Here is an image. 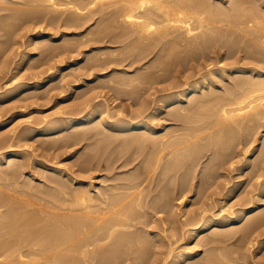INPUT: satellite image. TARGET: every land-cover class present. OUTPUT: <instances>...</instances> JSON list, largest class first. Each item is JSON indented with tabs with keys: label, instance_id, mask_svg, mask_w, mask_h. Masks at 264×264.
<instances>
[{
	"label": "bare ground",
	"instance_id": "obj_1",
	"mask_svg": "<svg viewBox=\"0 0 264 264\" xmlns=\"http://www.w3.org/2000/svg\"><path fill=\"white\" fill-rule=\"evenodd\" d=\"M14 3L16 5L19 4L20 7H22L21 4L26 6H23L25 9H21L18 6L21 9L18 8L21 13L28 11L22 14L19 11H13V13H15L12 14V10H14L12 7V10H10L11 16L8 10L7 12L9 13L6 12L9 15L8 21L5 20L7 16H3L5 17L3 22L1 21L2 16L0 15V24L1 22L11 23L10 25L8 23L1 24L2 27H0V30L3 32L6 31V36L8 35L6 40L4 39L6 36L0 31V36L3 35L2 37H4L3 39L5 40L3 41V45H7V42H9L8 44H10V41L12 42L10 36L14 32V29H20L18 30L20 33H13V35L17 33L13 37L15 39L13 42H18L19 37H21L17 36L19 34H22L23 36L21 38H24L27 32L34 28L30 27L29 31L28 28H26L30 25L33 26L32 24H28L31 23L28 21L30 19L32 20L29 16L31 15L32 17L34 15L33 17H37L36 15H38L37 23L39 22L38 24H40L41 22L39 28H41L42 31L40 30V32H38V30L36 32L35 30L36 33H33V31V34L29 36V43L32 45L33 51L40 49L39 51L44 53L45 56L40 55L45 58H42L41 61L39 59V61L36 62L38 56H40L38 54L37 59L33 61L34 63L36 62L34 66L33 63H30V65L27 62L29 66H31L32 71L33 69L36 70L32 72L29 70V66L27 68L25 67V70L29 71L30 74L31 72L34 74H31L33 78L35 77V79L32 78V81L29 79L23 83L19 82L20 84H15L14 82L12 83L13 86L6 88V90L4 88L8 86V83H5L6 85L1 83L0 98L15 93V91L21 87H24L23 89L37 88L47 79H52L58 71L67 74L68 71H65V68L70 69L68 72L70 74L69 77L72 75L74 78L78 77L80 82L81 79L85 81L89 80L96 69H98L97 71L102 70L101 72L104 73L96 76V82L106 78V81H101V86L107 83L108 80L113 88L110 89L114 91V87H117L114 91L117 92V95L120 90L122 91V86L119 85L121 87L119 88L113 84L123 83L122 85H124V83H127V85L129 84L130 86L132 81H138L140 82L139 85H141V83H143L142 80L145 84L143 89L137 93L136 97H134L136 94L134 92L135 89L134 91L131 90L135 93L134 96L130 93L131 91H128L130 95L127 92V95L131 96L130 98L134 100V103L133 101L132 103H128V105L130 104L129 107H133L134 104H137V108L128 109L129 111L131 110L130 112L127 110L129 112L128 114H124L127 111L119 102L113 107L109 105L108 109L106 107L105 109H101L98 103L94 104V99L92 97L94 95L98 97V94L95 93L99 92L97 88L100 86V83L94 82L96 85L98 84L95 88L96 90L93 89L95 87L94 84H91L94 87H89V84L87 86L89 88L92 87L93 90L89 89V92L93 93L94 91V94L89 93L91 95L87 97L88 91L86 89L88 88H86V86L84 87L86 88L84 91H87V93L85 94L83 91L84 94H79L82 96L84 95L83 97L86 98L84 99V101H86L83 107L88 109V111L84 114L82 113L85 109L82 108V111V109L79 108L83 105L82 104L78 106L80 111H76L77 113L74 112L76 115L72 113L74 116H71L72 114L69 115L68 113L69 116L67 115L68 117L64 118L62 121H59L60 119L55 121L57 120L56 118L55 120L35 119L31 121L27 119L28 121L26 120V124L28 125H24L25 129L24 127L21 128L23 130L13 135V137H7L6 134V137H4L3 134H0L3 136L0 137V150H6L0 153V162L4 158L8 160V164L6 166L3 165V167H5H2L3 169L0 170V264H114L120 260L121 264H235L236 262V264H238L240 258L236 257L239 256L233 255L235 254L234 250L233 254L229 253L227 250L228 243L226 241V239L230 240L228 238L230 236H232L231 239H234L233 234L238 231L235 232L237 229L235 225L233 228L236 227V229L233 230L232 228L230 231L229 228L231 225L237 222L239 223L240 219L246 218L242 221L244 223L247 220V223L243 226L240 225L241 223L239 225L237 224L241 227L237 229L240 231V235L245 236L248 234V231L250 232L252 229H255V231L257 230L256 228L258 226L255 228L254 225H258L260 220L262 221V215L264 216L263 209H259L261 212L259 211V214L257 213L256 216H254V214L250 215L252 218L248 216L249 220L246 216L261 206V201H264V187H261V191H253L254 193L248 192L249 189H247L249 198L244 200L240 197L243 199V202L242 205L240 204L241 207H239V212L236 210L238 212L236 216L234 212L231 213L230 211L222 215L223 210H225L222 208L220 209L222 212L219 211L222 216L219 215L218 217V212L217 215H214L213 212L212 214H208L210 209L205 210L207 209L205 208L201 210V213L198 212L195 216L193 215L194 217L189 219L185 218L183 222H181L182 220L179 221L177 216L173 213L170 205V196L172 193L174 195L176 192V190L173 192L175 188L171 189L173 184H175V186H177L176 184H183L184 187V184L190 181L186 174L190 173L192 169L186 170L189 169L186 167L187 156H192V153L193 155L197 154L193 149L190 154L191 148L195 147L192 145L198 143L200 140H208V142L204 140L203 142L201 141L202 143L197 144L200 149L201 145L205 144L204 146H206L207 142L208 146L209 141H216V139L221 138L222 135L224 137L234 133H241L242 136V132L244 133L243 135L247 134L245 135V139H240L241 142H239L241 144L238 143L242 147L238 146L233 152L228 148L231 153L227 151V149L226 151L228 153L225 154L223 146L221 150V143L217 140L219 146L217 143L216 147H219L221 152H223L218 155L220 152L218 148H213L214 151L218 150L219 152H213L211 149L214 154L212 155L211 153L210 156L215 160H221L219 163L221 167L218 168L220 170L224 169L222 165L226 162L227 165L230 163L231 167L237 163L238 165L236 167L234 166L237 172L238 169L240 172L242 169L243 172H246V169H249L250 172L251 170L254 171L252 174L248 173L249 170L247 173H244L251 175H248L251 178L247 179V182H252L256 176L257 178L264 177V136L263 139L256 137L259 128L264 127V0H227V2L224 0H0V13H3L1 9H4L5 12V10L11 7V4L14 6ZM27 7L30 8L26 10ZM15 10L17 9L15 8ZM12 15H14V18ZM25 18L28 20V26L25 24L26 26L24 25L23 27H25L27 31L21 27L22 24L26 23V20L21 24L20 22L19 24L15 21L13 22L15 19L17 21ZM59 20L60 23L63 22L62 24L66 26L64 30H62L63 27H59L58 30L56 27H53ZM34 21L36 22V20ZM47 22L51 24L52 28L48 26ZM15 23L21 28L14 25L13 29L12 24ZM57 24V27L58 25L61 26V24ZM5 25H9L8 27L12 25L11 29L13 30H8L9 33L13 31L11 35L8 34L7 27L5 31L1 29L4 28ZM43 25L52 30L53 28L56 29L53 31H55L54 34H56V32L60 34V38L62 39L60 40V44L55 43L57 39H54L51 34L46 35V38V28L43 30ZM70 27H72L71 29L74 27L77 30L68 31ZM69 35L73 36L71 37ZM67 36L71 38L67 39ZM16 37L18 39H16ZM9 38L11 39L10 41H8ZM1 39L2 38H0V41ZM220 39H222V41H220ZM99 42H101V45L96 46L100 44ZM117 42H124L121 47L130 44L129 49L127 48L130 50V54L127 52V56L123 55L124 58H121L120 54L122 52L125 53V47L124 51L120 49L121 53H117L120 55V57L116 55L119 58L114 57L116 50L114 51L115 48H113L111 44H116ZM25 43H22L23 45L17 43V46H15L16 43L14 44L15 49L17 47L16 50L20 52L15 51L13 43H11L12 48L9 50L11 53L17 52V54L19 53L18 55H20V53H24V51L18 49H20V45L21 48L22 46H27L28 43ZM0 44L3 46L2 41ZM89 46H93L94 48H90ZM82 47L86 49L83 50ZM28 48L27 46L26 49ZM131 48L134 49L132 53L136 52L135 54L133 53V55L131 53ZM12 49H14V51H12ZM94 49H97L96 52L93 51ZM90 51H93L91 53H93V57H95V59L97 58V60L93 59ZM188 51L195 53L200 52L201 54L197 53L198 55L196 54L197 56L195 55L194 57V53L191 54ZM9 52L8 55H14H11ZM85 52L88 54L90 53L91 56H89L92 61L94 60L93 63L96 62L92 65V62L89 63L91 66L88 65V68L87 65H83L87 68L85 69L88 70V74L87 72H84V74L83 71H81V69L84 70L82 65L79 63L76 64L78 60H81L79 56ZM183 52L186 54L188 53V55H193L194 58L191 60H193L194 63H188L189 60H186L188 57L184 59L186 55H184ZM31 54L28 51L23 55L21 54L24 56L22 61H30L31 59L29 60V58H32L30 56ZM8 55L6 57L8 59L7 66L10 68L9 59H11V57L8 58ZM41 56L39 58H41ZM180 56H184V60L180 59ZM34 57L36 58L35 55ZM189 57L192 58V56ZM18 58H20V56ZM231 58L233 60H231ZM86 59L88 60L90 58ZM228 59L231 61L229 60V62ZM3 60L0 62L2 67L6 64ZM10 61H12V59ZM86 61L83 63H86ZM171 61H174V67L176 64H179V66L175 67L177 70L179 68L181 69L182 66L180 65L183 64V67H187L186 70L187 72L189 71V73L187 74L186 70L182 68L181 70L186 73L183 71L181 73L179 70L178 72L183 76L179 74L181 77H177L176 75L178 74L175 73L173 69L174 73L170 72V74L176 75H174V78L172 77L173 79L170 82L161 87H153L151 81L147 82L143 79L147 76L148 78L146 79H156L158 74L164 71L162 67H169L170 63H172ZM88 62L90 61H87V63ZM13 64L15 63L13 62ZM45 65L46 67H43ZM121 65H124L123 68ZM18 66L22 67V65ZM94 66L96 69L93 68V70L95 69L93 71L92 67ZM120 66L121 68H119ZM4 68H6V65L2 68L3 70H1V72L5 70L4 72L7 73ZM105 70L107 71L105 72ZM23 72L25 71L23 70ZM23 72V76H26V73ZM13 73L14 72H12V75ZM15 73L19 72L17 71ZM64 73L60 74L61 76L59 75L60 77L57 79V84L59 82L60 87H57L56 83L53 84L56 81H52L54 87H52V84H47V87L48 85L49 87L51 86L50 88L48 87L49 92L53 91L54 88L55 90H60V88H63V90L67 89H64V83L67 87L69 84L67 85L66 83H69L71 80H68L70 79L69 77L65 79L68 75ZM166 73L163 72L162 74L167 76ZM22 74L20 76L16 74L18 78H15L20 80L22 77L23 79ZM86 74L88 75L86 76L88 77L87 79L84 78ZM115 74L118 75H116L117 78L113 77ZM0 77L2 78L1 75ZM6 78L7 77H5V81L8 80H6ZM12 80L15 79L12 78L10 82ZM61 84H63V86ZM108 84H106L105 87L103 86V88L107 89L106 91L110 90L108 89L110 84L109 87ZM131 87H133V85ZM48 88L46 92L45 90L42 92L46 94ZM99 89L101 88L99 87ZM117 89H119V91ZM113 91L110 92L113 93ZM138 91L139 90L136 89V92ZM33 92L35 93V90ZM31 93L30 96L33 94ZM100 94L103 95L102 93ZM33 95L35 96V94ZM101 95L99 97L102 98ZM82 96L78 97L82 99ZM110 96L112 97V94ZM110 96L107 95V97ZM36 97H38L37 94ZM111 97L108 100H114L117 96H114L115 98ZM106 98H103L105 102L107 100ZM31 99L33 100L34 98L31 96ZM117 99L115 100L117 101ZM18 102H20V100ZM18 102L16 104H19ZM22 103H24V101ZM22 103L19 105H22ZM26 103L27 101L25 104ZM80 103H78V105ZM28 104L29 100L26 105ZM102 104L100 102V106H102ZM96 105L100 110L97 107V109H95ZM18 106L17 108H21ZM12 107H1L0 124L5 122V119L2 118L5 117L8 112L12 111ZM162 115L167 116L168 119L166 120L172 121V126L168 127L169 124L161 123L158 125L159 123H156V121L160 120ZM38 134L54 136L51 141H48V139L45 142L41 141V144H44L41 145L44 150H50L51 148H53L51 150H54L57 146L60 148V152H63V148H68L72 145L77 146L85 142L82 145V149L84 150H82V152L78 151L80 153L79 156L76 155L77 161L74 159V161H76L75 164L78 166V170L72 171L70 170L72 168L68 169L65 168L66 166L62 167V165L57 166V162L54 163L55 165H50L32 157L28 158L25 151L26 149L19 150L15 148V146L22 147L29 142L31 143L28 138ZM232 137L235 139L237 138L235 136ZM225 139L224 141L227 142L228 140L230 141L231 138L225 137ZM255 142H257V144ZM231 143L233 142H228V144ZM254 143L256 145L252 146ZM133 144H137L142 150H146L145 148L149 149L146 156L142 153V155L145 156L144 159L141 158V154L137 157L135 156L139 154L137 151H140V149L136 152L130 150L129 147ZM234 144H236L235 141L233 145ZM233 145L231 147L236 146ZM190 146L191 148H189ZM209 147L204 148L202 146L203 150H206H204L205 153L207 152L206 148H208V151L210 150L211 147ZM127 148L130 152H133L131 156L123 153ZM131 148L134 151L137 149H133L134 147L132 146ZM186 148L190 149H188V151H190L189 154L185 155L186 151L184 154L182 153L186 162L185 160L180 162L182 164L183 162L186 163L184 165L186 172L183 171L185 173L182 175L179 171L181 175L178 173V176L175 172L176 169L181 170L183 168V166L181 169L179 168V161H181L179 157H183L180 156L181 154L179 153H181V151L179 150H185ZM199 149L198 151L202 153L203 150ZM128 150H126V153L129 152ZM204 151L202 153L203 155L199 153L202 156L201 159L199 158V162L203 161L202 158L205 155ZM43 152L45 153L47 151ZM122 155L123 157H121ZM169 156L175 158V161L173 162V159ZM208 156L209 155H207V157ZM139 157L143 160V167L146 163L148 165L143 169H140V167H138L139 165H136L139 168V170H137L134 164L136 160H139ZM168 157L170 160L172 159L171 161L174 164L170 162L169 165ZM192 157L188 158H190L189 160L192 159V165L197 161V166L195 165V169L197 170L200 166L198 165L197 156H194L195 158ZM235 157H238V161ZM210 159L205 160L210 163ZM58 160L59 159L56 161ZM201 163H204V161ZM207 163L208 162L205 163L206 166L203 167V171L207 168L208 170L209 168L212 170L217 165V163L215 164L213 161L212 163L215 165L213 164L212 168L209 167L208 165L210 164ZM131 164L135 166L133 168H135L136 171H131L132 173L126 171L125 173L128 175L125 176L122 175V172H115L118 171L117 169L120 168L121 170V168ZM202 166L203 165H201V167ZM27 167L31 170H28V173H32L30 177L33 176V182H25V177L24 179H18L22 174L24 175ZM38 167L40 170L37 173H41L42 175V178L40 175V180L34 179L33 175V172L35 173L37 171L36 169H39ZM95 168H98V170L102 168L108 170L109 172L106 173L107 176L105 175L104 180L110 174H113L112 177L110 176L111 178L108 179L109 181L113 180V182L111 181L108 183L107 181V184H99V186H97V183L95 184L94 181L85 182L83 177L89 178L86 174H89L90 170ZM133 168L131 170H133ZM226 168L228 167L225 165V169ZM215 170L216 168H214V171ZM112 171L113 173H111ZM214 171L211 172L214 173ZM234 171L235 169H233V172ZM95 172L97 171H94V173ZM218 172L219 171H216L217 175H219ZM81 173L86 174L81 175ZM108 173L110 174L108 175ZM191 173L196 174L197 172L194 171ZM201 173H203L204 177H207H205L206 180L211 179L213 180L212 182L216 180L214 179L216 175L213 178V174H210L211 176L208 174L209 176H207L205 172ZM90 174L88 176H90ZM118 174L122 177H119ZM195 174L192 177V174L190 175L191 180L197 175ZM238 174V176L242 175L241 173ZM200 175L199 173L197 176L200 177ZM222 175L225 176V174ZM197 176L195 177L196 180ZM224 176L221 177L224 181L229 178V175H227V177L225 176L226 178H223ZM242 177L243 176L239 178ZM217 178L220 179V175ZM16 179L20 180V182ZM228 180L229 179L226 181L228 182ZM260 180L264 182V178H260ZM200 181H203V179ZM231 181L232 180H229V182ZM191 183L190 181V184ZM203 183L205 182H202L200 188L203 187ZM206 185L207 183L205 186ZM24 188L26 190H24ZM181 193H183V191ZM174 197L176 198L177 196L175 195ZM160 212H165L166 215L152 219V217H155L156 214ZM152 223L157 224L161 228L155 225L158 229V231H155V226L152 225ZM261 223H259V225ZM168 224L170 225L167 226ZM210 225H215L217 229L214 231L212 230L213 232H210L211 235L208 233L206 235L204 234L205 236L208 235L207 237H203L201 233L210 228ZM200 234L203 240L202 238L197 240L198 242H195L196 245L202 244L208 246L215 244L216 246L211 245L209 248L206 247L208 250L204 253H207V255H203L199 260L194 256L195 253L192 252L190 244L191 240L197 237L199 238ZM261 234L263 233L261 232ZM236 235L239 234L237 233ZM244 236L240 237L244 238ZM245 238H248V235L245 236ZM238 239L240 240L241 238L238 237ZM238 239L235 241H238ZM224 243H227L226 246ZM231 244L233 245L234 243ZM241 246L244 245L241 244ZM208 253L210 254L209 256ZM211 253L218 255L217 257L213 254L211 256ZM231 255L234 256L232 257L233 259ZM237 259L239 260L237 261ZM246 259L247 258H245V260ZM186 261L189 263H185Z\"/></svg>",
	"mask_w": 264,
	"mask_h": 264
},
{
	"label": "rangeland",
	"instance_id": "obj_2",
	"mask_svg": "<svg viewBox=\"0 0 264 264\" xmlns=\"http://www.w3.org/2000/svg\"><path fill=\"white\" fill-rule=\"evenodd\" d=\"M224 1H226L227 2V0H224ZM15 4V3H14ZM16 5V4H15ZM14 5V6H15ZM22 5V7H20L19 6V4L18 5H16L15 7L14 6H12V4H11V7H9L7 10H5V12H4V9L2 10L1 9V11H3V13L2 14H4V15H2L1 13H0V15L2 16L1 17V21L3 22L4 21V18L7 16V18H5V20H7L8 21V14L7 13H9L10 12V10H12V9H14V10H12V14H14L13 13V11H19L20 12V10L21 9H25L23 6H25V5H23V4H21ZM21 8H19V7ZM13 7V8H12ZM26 7V6H25ZM12 8V9H11ZM15 8L17 9V10H15ZM20 10H19V9ZM28 8H30V7H27L26 8V10L28 9ZM9 10V12H7ZM23 11H25V10H23ZM28 11V10H27ZM27 11H25V12H27ZM7 12V13H6ZM18 12V13H19ZM25 12H22V13H25ZM21 13V12H20ZM19 13V14H20ZM21 13V14H22ZM10 14V16H11V12L9 13ZM20 14V15H21ZM27 14V13H26ZM16 15V14H15ZM3 16H5V17H3ZM17 16V15H16ZM34 16V15H33ZM31 17V15L29 16L30 18H32V20L30 19L29 20V18L26 16V18L29 20H26V18L25 19H20V20H17L16 21V19L15 20H13V22L15 21L17 24H19V22H20V24L21 23H24L25 22V20H26V23H24V24H22L21 25V27L23 28V29H25V27H23L25 24L28 26V24H32L33 26H28V27H26V28H28V31L30 30L29 28L30 27H34V28H32L29 32H27V34L25 35V39L24 38H21L23 35L21 34H19V35H17V36H21V37H19V39L16 37V39H18V42H16V41H14L13 42V40H15L13 37L19 32L18 30H20V29H18V30H16V29H14V25L16 26V27H20L19 25L17 26V24L15 23V24H12L13 25V29H11V27H12V25H11V27H8L11 23H9V22H5L6 24L8 23L9 25L8 26H6L5 25V27L4 28H1V29H3L4 31H5V29H6V27L8 28L7 29V31L9 30V29H11V30H13L12 32L13 33H15V32H17L16 34H14L13 35V33L12 32H10L9 33V31H8V34L9 35H11V33H12V35L10 36L11 37V39H12V42L10 41L11 39L9 38L8 39V41H10V44H8L9 42H5L7 45H3V41H5L4 39H6L7 40V38H8V35L6 36V34H7V32L5 33V32H3V31H1V33L2 34H4L6 37L4 38V37H2L3 35H1L0 36V38H2L1 39V41H2V45L3 46H1V44H0V62H2V60L4 61V62H6V64L5 63H3V64H5L6 65V68H4V69H6V71H7V73L6 72H1V70H3L2 68L5 66V65H3V67H2V65L0 66V75L2 76V78H1V80L3 81H1L0 80V85H2V84H7L8 86L7 87H5L4 89L6 90V88H9L10 86H13V84L12 83H14L15 82V84H20L19 82H21V83H23V82H26V81H28L29 79H31V81H32V76L34 75L32 72L33 71H36V70H34L33 69V71L31 70V66H29V64L30 63H33V66H34V64H36V62H38L39 61V59H40V61L42 60V58H45V57H42L41 55H43V56H45V54L44 53H41V51H39L40 49H36V51L34 50L33 51V47H32V45H30V41H29V36L31 35V34H33V33H36L38 30V32H40V30H41V28H39L40 26H41V22H40V24H38L37 23V17H39L38 15H36L37 17ZM12 17L14 18V15H12ZM11 17V18H12ZM12 20V19H11ZM10 20V21H11ZM34 20H36V22L34 21ZM24 21V22H23ZM31 22V23H28V22ZM1 22V24L3 25V24H5V23H2ZM12 22V21H11ZM46 22V21H45ZM45 22H43V23H45ZM28 23V24H27ZM42 23V24H43ZM61 24V26H59L58 24ZM56 24L58 25V27L56 26V24H54L53 25V27L55 28H57V30L59 29V27L60 28H62V30H64V27H66V26H64V24H62L63 22H61L60 23V20L57 22ZM1 24H0V27H2L1 26ZM47 24H48V26H51V24H49L48 22H47ZM47 24H45V25H47ZM25 25V26H26ZM40 25V26H39ZM45 25H43L42 27V29L44 30L45 28H46V26ZM63 25V26H62ZM45 26V27H44ZM20 27V28H21ZM86 27V26H85ZM48 28V29H47ZM46 29H45V36L46 35H48V34H51V35H53L52 37L54 38V39H57V41H55V43H57V44H60V40H62L61 38H60V34H58L57 32H56V34H58V35H56V34H54L55 33V31H53V30H56V29H54L53 28V30L51 29L52 28V26H51V28L49 29V27H47ZM67 28H68V26H67ZM66 28V29H67ZM72 27H70L69 28V30L68 31H74V27H73V29H71ZM84 28V27H83ZM65 29V30H66ZM10 30V31H11ZM16 30V31H15ZM26 30V29H25ZM25 30H24V32H25ZM35 30H36V32H35ZM46 30H47V32H46ZM61 30V29H60ZM59 30V31H60ZM75 30H77V29H75ZM27 31V30H26ZM34 31V32H33ZM42 31V30H41ZM52 31V32H51ZM22 32H23V30H22ZM21 32V33H22ZM33 32V33H32ZM20 33V32H19ZM24 34V33H23ZM54 35H56V36H54ZM28 36V37H27ZM45 36H43V37H45ZM69 36H73V35H69ZM69 36H67L66 38L67 39H69V38H71V37H69ZM26 37H27V40H26ZM4 38V39H3ZM20 38H21V40H20ZM46 38H47V36H46ZM26 40V41H24V42H22L23 40ZM21 42H20V41ZM1 41H0V43H1ZM220 41H222V39H220ZM28 43L27 44V46L29 47L28 49H26L27 48V46H22V48H21V45H23L24 43ZM128 42V41H127ZM11 43H13V46H14V44H15V46H17V43L19 44H21L20 45V49H18V50H22V51H24V53H20V55H18L17 54V52H20V51H17L16 49H17V47H16V49H15V46L13 47L14 49H15V51H17L16 53L14 52V53H11V46H12V44ZM23 43V44H22ZM25 43V44H26ZM63 43V42H62ZM100 44H97L96 46H100L101 45V42H99ZM120 44V45H118V44ZM116 44H111V45H113V48H115L114 49V51L116 50V54H115V56L114 57H120V55H121V58H124V56L123 55H126V53L128 52L129 54H130V50H128L129 49V47H130V44L129 45H127V43H126V45L128 46H125V45H123L124 47H121L122 46V44L124 43V42H117ZM129 43V42H128ZM102 45H103V43H102ZM116 45H117V47L118 46H120V47H116ZM19 46V45H18ZM31 46V47H30ZM34 46V45H33ZM26 47V48H25ZM90 48H92L93 46H89ZM126 47V49H125V53H121V50L122 51H124V48ZM132 47V46H131ZM32 48V49H31ZM83 48V50H85L84 49V47H82ZM94 48V47H93ZM123 48V49H122ZM128 48V49H127ZM10 49V50H9ZM14 49H12V51H14ZM26 49V50H25ZM32 51H31V50ZM35 49V48H34ZM121 49V50H120ZM89 50V49H88ZM96 50L97 49H94L93 51H95L96 52ZM132 50L134 51V49L133 48H131V53H132ZM189 50V49H188ZM10 51V52H9ZM27 51L28 52H30V56L33 58H29V60L30 61H28V60H25V61H22V59H23V57L24 56H22L23 54H25V53H27ZM93 51H90V53L91 52H93ZM113 51V50H112ZM208 51V50H207ZM206 51V52H207ZM8 52L12 55V54H14V55H12V56H10V55H8ZM40 52V53H39ZM119 52V53H118ZM189 52V51H188ZM205 52V53H206ZM37 53V54H36ZM90 53L88 54V53H82L80 56H79V59H81V60H78L77 61V63L76 64H80V65H82V68L84 69V70H82L81 69V71H83V73L85 72H87L88 70H86L89 66H91L92 64H94V63H96V62H94L93 63V61H92V59H91V55L93 54V53H91V55H90ZM120 54V55H118V54ZM134 53V52H133ZM133 53H132V55H133ZM136 53V52H135ZM134 53V54H135ZM189 53H191V54H193L194 55V57H195V55L197 54V53H199V54H201L200 52H189ZM208 53V52H207ZM19 57L20 56V58H18L16 55ZM22 54V55H21ZM38 54L41 56V58H39L40 56H38ZM88 54V55H87ZM129 54H128V56H129ZM183 54L184 55H186V57H184V56H180L181 58L180 59H183V57H184V59H186L187 57L189 58H187L186 60H189V62L188 63H194L193 62V60H191V59H193L194 57H193V55H188V53L186 54V53H184L183 52ZM182 54V55H183ZM7 55H8V58H10L11 57V59H12V61L16 64V66H15V64H13V62L12 61H10L11 59H9V62L11 63H9V65H10V68H9V66H7V62H8V59L6 58L7 57ZM34 55L36 56V58L34 57ZM90 55V56H89ZM116 55H118V56H116ZM131 55V56H132ZM180 55H181V53H180ZM198 55V54H197ZM196 55V56H197ZM21 56H22V58H21ZM30 56H28V57H30ZM37 56H38V59H37ZM84 56V57H83ZM88 56V57H87ZM109 56V55H108ZM127 56V55H126ZM130 56V57H131ZM189 56H192V58L191 57H189ZM92 57H93V55H92ZM118 57V58H119ZM14 58V59H13ZM86 58H90V59H86ZM120 58V59H121ZM125 58H128V57H125ZM19 59V60H18ZM34 59H37L36 60V62L34 63L33 61H35ZM78 59V58H77ZM93 59H95V57H93ZM183 59V60H184ZM7 60V61H6ZM18 60V61H17ZM90 61V62H88L87 63V61ZM95 60H97V58L95 59ZM191 60V61H190ZM230 59H228V61H229ZM231 60H233L232 58H231ZM230 60V61H231ZM17 61V62H16ZM21 61V62H20ZM80 61V62H79ZM84 61H86V63H83ZM229 61V62H230ZM29 64H28V63ZM82 62V63H81ZM92 62V63H91ZM125 62H128V61H125ZM172 63H170V68L168 67V66H163L162 67V70H164V71H162L161 72V74H158V77L155 79H151V78H149V79H146V78H148V76L146 77V78H143L145 81H151V83L153 84V87H161L162 85H166V83H168V82H170L173 78H174V75H176V74H170V72L172 73L174 70H175V73H177L178 75H176L177 77H181V76H183L181 73H182V71L183 70H186L187 69V67L186 68H184L183 66V64L182 65H180V66H182L181 67V69L183 68V70H181L180 68L177 70L175 67L176 66H179V64H176V66L174 67V65H175V63H174V61H171ZM176 62V61H175ZM226 62V61H225ZM89 63H91V65H89ZM178 63V62H177ZM24 64V65H23ZM11 65H12V67H11ZM15 67H14V66ZM18 65H22V67L21 66H18ZM31 65V64H30ZM83 65H87V68L85 67V66H83ZM89 65V66H88ZM125 65V64H124ZM124 65H121L122 66V68H123V66ZM29 66V67H28ZM32 66V67H33ZM121 66L119 67V68H121ZM126 66V65H125ZM185 66H186V64H185ZM8 67V68H7ZM28 67V68H30L29 70L30 71H32L31 72V74H33L32 76H31V74H30V72L29 71H27V70H25L26 68ZM43 67H46V65L45 66H43ZM97 67V66H96ZM169 68V69H166V68ZM19 69V70H17V69ZM21 68V69H20ZM86 68V69H85ZM93 68H95V66L94 67H92V70H93ZM98 68V67H97ZM178 68V67H177ZM8 69V70H7ZM12 69H13V71H12ZM15 69V70H14ZM25 71V72H23V70ZM96 69V68H95ZM94 69V70H95ZM174 69V70H173ZM65 71L67 70L68 72H69V68L67 69V68H65L64 69ZM93 70V71H94ZM98 69H96L95 71H94V74H93V76L89 79V80H82L81 79V82H80V80L78 79V77L75 79L74 78V76L72 75L71 77H69L70 76V74L67 72V74H65L64 72V74L65 75H68V76H66L65 77V79H67V77H69L70 79H68L70 82L68 83H66L67 85L69 84H71L70 86L68 85L67 87H66V85H65V83H64V89L65 88H67L66 90H63V88L61 89L60 88V90L59 89H57V90H55V88L53 89V91H51V89H50V91L52 92H49V88L51 87H49V85L50 84H52L53 82L52 81H56V82H54L53 84H57V79L61 76L60 74H63L62 72H60V71H58L57 72V74L52 78V79H47L43 84H41V85H39L37 88H28V89H23L24 87H21V88H18L17 89V91H15V93H11V95L10 94H8V95H5V96H7V97H4L3 96V98H0V109H1V107L3 108V107H12L14 104H16L19 100H20V102H18L19 104H21L23 101H24V103H22V105H19V104H16L15 106H13L12 108H11V110L12 111H10V112H8L6 115H5V117H3L2 119H5V122L4 123H2V124H0V134H3L4 135V137H13V135H15V134H18L19 132H21L23 129H21V128H23L24 127V125L26 126V125H28V124H26V122L28 121V120H35V119H37V120H42V119H48V120H55V118L57 119V120H55V121H58L59 119V121H62L64 118H66V117H68L70 114H74V115H76L75 113H77L76 111H80V109H82V108H84L83 106H85L84 105V103H85V101H84V99H86V98H84L82 95H79L80 93H82V94H84L83 93V91L86 89V88H88V89H86L87 91H88V93H87V91H84L85 92V94L87 93V97H88V95H91V94H89V93H92V92H89L90 90L89 89H92V87H94L93 89L94 90H96L95 88L98 86V84L96 85L95 83H100L99 85L100 86H98V90L97 91H99L98 93H95L94 91H93V93L92 94H98V97L97 96H93L92 98L94 99V104H99V107L101 108V109H105V107L108 109L109 108V105L111 106V107H113V106H116L117 104H118V102H119V104L120 105H122V107L123 108H125V110L127 111L128 109H135V108H137L136 107V105L137 104H134V106L133 107H129L130 106V104L128 105V103H132V101H133V103H134V100H132L130 97L131 96H129L130 94H129V92L128 91H134V89H135V93L134 92H130V93H132V95L134 96V94H135V96L134 97H136L137 96V93H139L142 89H143V86H144V84H145V82L142 80V82L143 83H141V85H139V83L140 82H138V81H135V82H131V83H133V84H131L130 83V86H129V84L127 85V83H124V85H122V84H113L114 86H118L119 88H121L120 86H122V91L120 90L119 91V89H117L118 91H119V94L121 95H117V92H114L115 91V89L117 88V87H114V91L112 90L113 88L111 87V84L109 83V81L107 80V83H104V87L106 86V84H110V87H109V84H108V89H110V88H112V89H110V90H108V91H106L107 89L106 88H103V86H101V84H102V82L101 81H106V78L105 79H103V80H101V81H98V82H96L97 81V77L96 76H98V74L99 75H101V74H103L104 72H101L100 70L99 71H97ZM165 70H168V71H165ZM181 71V73H179L178 71ZM19 72V73H13V75H12V72ZM37 71H39V70H37ZM80 71V72H81ZM91 71V70H90ZM107 70H105V72H106ZM22 72L23 73H26V76H23L24 74H22ZM60 72V73H59ZM166 73V72H168V73H166L167 74V76L166 75H163L162 73ZM183 72H185V71H183ZM186 72H187V70H186ZM185 72V73H186ZM3 73V74H2ZM22 74V76H23V79H22V77L20 78V80L19 79H16L15 77H17L18 78V76L17 75H21ZM84 73V74H85ZM97 73V74H96ZM174 73V72H173ZM189 73V71L187 72V74ZM17 74V75H16ZM28 74H29V76H30V78H29V76H28ZM83 74V75H84ZM87 74H88V72H87ZM85 75V77L84 76H82V77H84L85 79H87L88 77H86V76H88V75ZM96 74V75H95ZM171 76H170V75ZM179 74H181V76L179 75ZM184 74V73H183ZM12 75V76H11ZM60 75V76H59ZM95 75V76H94ZM116 75L117 74H115V76H113V77H116ZM150 75V74H149ZM7 77L6 78V80L7 81H5V77ZM28 76V77H27ZM118 76V75H117ZM4 77V78H3ZM11 77V78H10ZM38 77V76H37ZM40 77V76H39ZM95 77V78H94ZM166 77V78H165ZM173 77V78H172ZM176 77V78H177ZM12 78H14L15 80H12L11 82H10V80L12 79ZM27 80H26V79ZM56 78V79H55ZM72 78V79H71ZM117 78V77H116ZM25 79V80H24ZM33 79H35V77L33 78ZM54 79V80H53ZM107 79H109V78H107ZM151 79V80H150ZM166 79H168V80H166ZM18 80V81H17ZM79 81V83H78V81ZM115 80V79H114ZM17 81V82H16ZM67 81V80H66ZM51 82V83H50ZM85 82H87V83H85ZM89 82V83H88ZM93 82V83H92ZM95 82V83H94ZM161 82H162V84H161ZM2 83V84H1ZM49 83V85H48V87H47V84ZM165 83V84H164ZM5 84V85H6ZM11 84V85H10ZM52 84V87H54V85ZM88 84H89V87L90 86H92L91 88H89V87H87L88 86ZM91 84H94V86L93 85H91ZM60 84H59V82H58V84L56 85L57 87H60L59 86ZM62 86H63V84H61ZM120 85V86H119ZM133 85V87H131ZM86 86V88H84ZM70 87V88H69ZM99 87L102 89V91H101V89H99ZM138 87H140V88H138ZM47 88H48V92L45 94V92H46V90H47ZM74 88V89H73ZM84 88V89H83ZM131 88H133V89H131ZM32 89V90H31ZM92 89V90H93ZM105 89V90H104ZM129 89V90H128ZM136 89L137 90H139L138 92H136ZM35 90V93L33 92ZM45 90V92L43 93L42 91H44ZM59 90V91H58ZM91 90V91H92ZM2 91V90H1ZM38 91V92H37ZM101 91V92H100ZM103 91H104V93H103ZM110 91H113V93L112 92H110ZM35 94V96L32 94ZM106 92H107V94H106ZM109 92V93H108ZM127 92H128V94L129 95H127ZM29 93V94H28ZM30 93L32 94L31 96L34 98L33 100L31 99V96H30ZM38 93H39V95H40V97H42V98H40L39 97V95H38ZM100 93H102L103 95H101ZM112 94V97L110 96L111 94ZM27 94H28V96H27ZM36 94H37V96L38 97H36ZM44 94V95H43ZM52 94V95H51ZM54 94V95H53ZM114 94V95H113ZM47 95V96H46ZM102 96V98L101 97H99V96ZM107 95L108 96H110L111 98H113L114 96L116 97H114L115 99H117V101L114 99H110V100H108L110 97H107ZM19 96V97H18ZM21 96H25L24 97V100H23V97H21ZM44 96V97H43ZM53 96V97H52ZM78 96H82L83 98L81 99V98H79ZM85 96V97H86ZM107 98H106V97ZM126 96H129V97H126ZM28 97H30V98H28ZM19 100H18V99ZM90 98V97H89ZM92 98H90V99H92ZM100 98V99H99ZM103 98H106L107 100H106V102H105V99H103ZM128 98V99H127ZM27 99V100H26ZM31 99V100H30ZM37 101H36V100ZM79 99H80V101H81V103H80V101H79ZM124 99V100H123ZM130 99H131V101H130ZM134 99V98H133ZM16 100H18V101H16ZM22 100V101H21ZM28 100H29V104L28 105H26L27 103H28ZM76 102H75V101ZM83 100V101H82ZM129 100V101H128ZM16 101V102H15ZM27 101V103L25 104V102ZM104 101V102H103ZM113 101V102H112ZM128 101V102H127ZM15 102V103H14ZM83 102V103H82ZM100 102H101V104H102V106H100ZM115 102V103H114ZM72 103V104H71ZM77 103V104H76ZM78 103H80L79 105H78ZM107 103V104H106ZM125 103V104H124ZM1 104H2V106H1ZM9 104V105H8ZM83 104V105H82ZM105 104V105H104ZM3 105H6V106H3ZM11 105V106H10ZM19 105V106H18ZM23 105H24V107H23ZM80 105H82V106H80ZM17 106L18 107H21V108H17ZM78 106H80L79 108H78ZM99 109V107L96 105L95 106V109H97V108ZM129 107V108H128ZM85 109V108H84ZM71 110V111H70ZM100 110V109H99ZM113 110H115V109H113ZM82 111H83V109H82ZM88 111V109H85L84 110V112L82 113V114H84L85 112H87ZM111 111H112V109H111ZM129 111V110H128ZM125 112L124 114H128L129 112ZM14 112V113H13ZM63 112V113H62ZM71 112V113H70ZM75 112V113H74ZM68 113H69V115H68ZM9 114V115H8ZM71 115V116H74V115ZM81 114V115H82ZM133 114V113H132ZM68 115V116H67ZM78 115V114H77ZM43 116V117H42ZM50 116V117H49ZM38 117V118H37ZM163 118V119H162ZM1 119V120H2ZM28 119V120H27ZM165 119V120H164ZM166 119H168L167 118V116L166 115H162L161 116V118H160V120H158V121H156V123L158 124V125H160L161 123H165V124H169V126L168 127H170V126H172L171 125V123H172V121L170 122L169 120H166ZM7 120V121H6ZM27 120V121H26ZM161 121V122H160ZM163 121V122H162ZM169 121V122H168ZM78 126H82V125H78ZM262 128V127H261ZM261 128H259V130H258V132H257V135H256V137L257 138H262L263 139V136H264V127L261 129ZM17 129V130H16ZM24 129H25V127H24ZM20 130V131H19ZM262 130V131H261ZM14 131V132H13ZM5 134H6V136H5ZM9 134V135H8ZM240 134V135H239ZM239 134H237V133H234V134H231L232 136H235V137H237L236 139L235 138H233L231 135H227V136H224L223 137V135H222V137L221 138H218V139H216V141L214 140V141H209V145L207 146V142H208V140H205V141H207L206 142V146H204L205 144H203V145H199L200 146V149H202L203 150V148H202V146L205 148V147H209L210 148V152L208 151V148H206L207 149V152L205 153V151H204V156H203V161H204V163H201V162H203V161H200L199 162V160L201 159V154L203 153V151H202V153L200 152V151H198V149H199V147L197 146V144H200V143H202L203 141L202 140H200V141H198V143H196V144H194V143H192V144H194V145H192V146H195V147H193V148H191V146L189 147V148H191V152L190 151H188V149L186 150H179V151H181V153H179V154H181L180 156H183V154L185 153V151H186V154L185 155H187V154H189V152H190V154L192 153V149H193V151H195V152H197V154L196 155H193V153H192V156H187V164L185 163L186 162V159H184L185 157L183 156V157H179L180 158V160L181 161H179V168L181 169L182 168V166H183V170L181 171V170H179V169H176V173L178 174H180V172H181V174L183 175L185 172H186V170L188 171V170H191V172H194V171H196L197 173V175H199V173L201 174L200 175V177L199 176H197L195 173H191L190 171V173L192 174H190V173H187L186 175H187V177L189 178V180L192 182L191 184H190V181H188V183L187 184H184V187H183V184H176L177 186H175V184H173V188L171 187V189H174V191L173 192H175V190H176V192L174 193V195H173V193H172V191H171V196H170V205H171V209H172V211H173V213L177 216V218L179 219V221H181V222H183L184 221V219L186 218V219H189V218H191V217H194L196 214H198V212L199 213H201L202 211L201 210H204L205 208H207V209H205V210H209V212H208V214H212V212H213V214L214 215H217L218 213V217H219V215H221V213L219 212V211H221L220 209H225V210H223V212H222V215H225V213L227 214V213H229V211L231 212V213H233L234 212V215L236 216V215H238V210H239V207H241V205H242V202H243V199L245 200V199H248L249 198V194H248V192H253V191H261L262 190V186L264 187V182L262 181V180H260V178L262 179V178H264V177H258L257 178V176H256V180L255 179H253V181L252 182H247L248 180L247 179H249V178H251V177H249V176H251V175H249V174H252V173H254V171H252L251 170V172H250V170L249 169H246L247 171L249 170V174H244V173H247V171L246 172H243V169L241 170V172H240V170L238 169V172H237V169L235 168L238 164L237 163H235L232 167H231V164L230 163H228V165H227V162L226 163H224L222 166H224V169H222V170H220L219 168L221 167L220 165H219V163L221 162V160L220 159H213L211 156H210V154L212 153V151L213 152H215V151H217V152H219L218 153V155L220 154V153H222L223 151H225L224 153L226 154V153H228L227 151H229L230 152V150L228 149V148H230L231 150H232V152L234 151V149H237V147L239 146H241V145H239V144H241L240 142H241V140H243V138L245 139L246 137H245V135H247V134H245V135H243L244 133L242 132V136H241V133H239ZM11 135V136H10ZM45 136H47V137H45ZM0 137H3V136H1L0 135ZM54 136H49V135H43V134H38V135H34V136H30L28 139L31 141V143L29 142V143H27V145H25V146H22V147H17V146H15V148L16 149H19V150H25L26 151V153H27V155H28V158L29 157H32V158H35V159H38V160H41V161H44L46 164L48 163V164H50V165H55L54 163H56L57 162V166H61L62 165V167H65V168H72V169H70V170H72V171H75L76 169L78 170V166L75 164L76 163V161H77V156H79V152H82V150H84V149H82V145L85 143V142H83L82 144H78L77 146L75 145H72V146H70V147H68V148H63L64 149V151L62 152H60V148H58L57 146V148L55 149L54 148V150H51V149H53V148H51L50 150H44V148H43V146H41V145H44L43 143L41 144V141L42 142H45V141H47V139H48V141H51V140H53L52 138H53ZM225 137L226 138H231L230 139V141L231 142H233L234 143V141L236 142V144H234V145H236V146H234L233 145V143H231V144H228V142H230L229 140L226 142V141H224V139H225ZM34 138V139H33ZM46 139V140H41V139ZM51 138V139H50ZM224 138V139H223ZM239 138V139H238ZM40 139V140H39ZM50 139V140H49ZM238 139V140H237ZM241 139V140H240ZM261 139V140H262ZM217 140H219V143H221L220 145H221V150H222V146H223V151L221 152V150L219 149V147H216L217 146V143H218V141ZM225 140H227V139H225ZM234 140V141H233ZM202 141V142H201ZM221 141V142H220ZM225 142V145L227 146H225L224 145V142ZM240 141V142H239ZM194 142V141H193ZM212 142H216V143H212ZM259 142V141H258ZM39 143H40V145H39ZM190 143V144H191ZM219 143H218V146H219ZM227 143V144H226ZM239 143V144H238ZM256 144H257V142H255ZM252 144V146H255L256 144ZM30 144H32V145H30ZM215 144V145H214ZM135 145V146H134ZM228 145H230V146H228ZM234 146V147H231V146ZM38 146V147H37ZM41 146V147H40ZM74 146V147H73ZM132 147H134L133 149H135V148H137L138 147V145L137 144H133V145H131ZM131 146L129 147L130 148V150L131 151H133V152H136L137 150H139L140 148L138 147L135 151L134 150H132V148H131ZM137 146V147H136ZM213 146V147H212ZM251 146V147H252ZM38 149H37V148ZM182 147V146H181ZM225 147V148H224ZM242 147V146H241ZM143 148V147H142ZM145 148V147H144ZM213 148H215V149H217L218 148V150H215L214 151V149ZM233 148V149H232ZM35 149V150H34ZM75 149V150H74ZM146 150H142V149H140V151H146V152H140V151H137L139 154L138 155H135L136 157L137 156H139L140 154L142 155V153H143V155H145L146 156V154H147V152H149V149L148 148H145ZM197 149V150H196ZM199 149V150H200ZM211 149H212V151H211ZM228 149V150H227ZM61 150H62V148H61ZM77 150V151H76ZM81 150V151H80ZM85 150H89V149H85ZM126 150H128V148L126 149ZM124 151L123 153H125L126 155L128 154V156H131L132 155V153L133 152H130V150H128L129 152H130V155H129V152L128 153H126L127 151ZM227 150V151H226ZM6 150L5 149H2V150H0V153H3V152H5ZM29 153H28V152ZM43 151H47V152H43ZM50 151V152H49ZM52 151V152H51ZM76 151V152H75ZM79 151V152H78ZM188 151V152H187ZM31 152V153H30ZM58 152H59V156H58ZM194 152V153H195ZM33 153V154H32ZM47 153V154H46ZM77 153V154H76ZM145 153V154H144ZM183 153V154H182ZM199 153H201V154H199ZM231 153V152H230ZM135 154V153H134ZM133 154V155H134ZM199 154V155H198ZM209 155L208 157H207V155ZM214 153H212V155H213ZM47 155V156H46ZM77 155V156H76ZM125 155V156H126ZM142 155V157L141 158H145V156H143ZM203 155V154H202ZM37 156V157H36ZM58 156V157H57ZM194 156H197V159H198V165H200L198 168H197V170L199 171H197L196 169H195V165L197 164V161L195 162V163H193V165H192V159L191 160H189L190 158H188V157H192V158H195ZM199 156V157H198ZM206 156V157H205ZM121 157H123V155L121 156ZM139 157V160H136L135 161V166L137 165H139L138 167H140V169L142 168H144L146 165H148L146 162V164H144V167H143V165H142V159ZM170 157V156H169ZM168 157V158H169ZM54 158V159H53ZM168 158H167V160H168ZM170 158H172V157H170ZM170 158H169V165H170V162H172L171 160L173 159V162L175 161L174 159L175 158H172L171 160H170ZM200 158V159H199ZM207 160V159H210V158H212V159H210L211 160V162L209 163V161H206L205 159ZM235 158H237V161H238V157H235ZM5 159V160H4ZM3 160H1V162H0V170H2L7 164H8V160H7V158H4ZM50 159V160H49ZM57 159H59L58 161H56ZM74 159L76 160V161H74ZM138 159V158H137ZM234 159V158H233ZM233 159H232V161H233ZM49 160V161H48ZM54 160V161H53ZM182 160H185V162H183V164L182 163H180V162H182ZM189 160V161H188ZM215 162V164L217 163V167L215 166L214 168H216V170L214 171V168H213V164L214 163H212L213 161ZM239 160H240V158H239ZM141 161V162H140ZM191 161V162H190ZM208 162L207 164H210V165H208L209 167H212L213 169L211 170V168H209V170H211V171H214V173L213 172H211V171H209L208 170V166L206 167L207 169H205V171H203L204 169H203V167L204 166H206V162ZM236 161V162H237ZM7 162V163H6ZM53 162V163H52ZM59 162V163H58ZM165 162H166V160H165ZM172 162V163H173ZM234 162H235V160H234ZM141 165H140V164ZM144 163V162H143ZM163 163H164V161H163ZM171 163V164H172ZM201 163V164H200ZM72 164H73V166H72ZM174 164V163H173ZM182 164V165H181ZM186 164V167L187 168H189V169H186L185 170V165ZM189 164H191V165H189ZM214 164V165H215ZM230 164V165H229ZM3 165H5L4 167H3ZM132 165V164H131ZM129 165V166H127V167H129V168H127V167H124V168H121V170H120V168L119 169H117L118 171H115V172H122V175H128L127 173H125L126 171H128V172H134V171H136V169L135 168H137V170H139V168L136 166H134V165ZM188 165V166H187ZM201 165H203L202 167H201ZM219 165V166H218ZM225 165H226V167H228V168H226L225 169ZM69 166H71V167H69ZM181 166V167H180ZM197 166V165H196ZM235 166V167H234ZM3 167V168H2ZM40 167V166H39ZM38 167V168H39ZM133 167H135V168H133ZM192 167V168H191ZM194 167V168H193ZM219 167V168H218ZM229 167H230V169H229ZM133 168V170H131ZM223 168V167H222ZM74 169V170H73ZM95 169H97V170H95ZM95 169H93L94 171H97V172H95L94 173V171L93 170H90V172H91V174H90V172H89V174H90V176H88L89 174H86V173H84V174H82L81 173V175H85L86 174V176L87 177H89V178H86L85 176L83 177L84 179V181L85 182H95V184L97 183V186H99V184H107L106 182L108 181V183H110L111 181L113 182V180H111V181H109L108 179L109 178H111L112 177V175L113 174H110V173H108V177H106V181L104 180V177H105V175H106V173L107 172H109L108 170H105V169H99L98 170V168H95ZM124 170V172H123V170ZM135 169V170H134ZM194 169V170H193ZM233 169H235V171L233 172ZM26 171H25V173H24V175H23V177H22V175L20 176V178L18 177V179H24V177H25V182H33V176L32 177H30V174L32 175V173L30 172V173H28L29 171H31L30 169H29V167H27L26 169H25ZM29 170V171H28ZM37 171L34 173L33 172V175H34V179H36V180H40L41 178H42V175H41V173H37V172H39V170H40V168L39 169H36ZM76 170V171H77ZM120 170V171H119ZM130 170V171H129ZM207 170V171H206ZM180 171V172H179ZM183 171H185V172H183ZM216 171H221L220 173L218 172V174L220 175V179L219 178H217V177H219V175H217V173H216ZM131 172V173H132ZM201 172H205V175L207 174V176H209L210 174H213L212 175V177L214 178L215 177V175H216V177L214 178V179H216L214 182H215V184H214V182H212L213 180H206V178L203 176V173H201ZM206 172H208V173H206ZM211 172V173H210ZM225 172V173H224ZM87 173H88V171H87ZM111 173H113V171L111 172ZM226 173H227V175H229L228 177L229 178H227V179H229V180H232L231 182H229V180H228V182L225 180L224 181V179H221V177L222 176H224V175H222V174H225V176L227 177V175H226ZM230 173V174H229ZM238 173H241L240 175L241 176H243L242 178H239V177H241V176H238L239 174ZM93 174V175H92ZM121 174V173H120ZM120 174H118L119 175V177L121 176ZM179 174H178V176H179ZM180 174V175H181ZM188 174H190L191 175V177L195 174L196 176H197V180L195 179V177L194 178H192V180H191V178H190V175H188ZM209 174V175H208ZM29 175V176H28ZM40 175H41V178H40ZM117 175V176H118ZM222 175V176H221ZM237 175V176H236ZM249 175V176H248ZM254 175V174H253ZM92 176V177H91ZM107 176V175H106ZM111 176V177H110ZM203 176V177H202ZM211 176V175H210ZM223 177V178H226V177ZM255 176V175H254ZM253 176V177H254ZM27 177H30V178H27ZM122 177V176H121ZM211 177V178H212ZM233 177V178H232ZM238 177V178H237ZM91 178H92V180H91ZM180 178H181V176H180ZM179 178V179H180ZM199 178H201V179H203V181L205 182V183H203V187L202 188H200L202 185V182L203 181H200L201 179H199ZM205 178V179H204ZM232 178V179H231ZM28 179V180H27ZM30 179V180H29ZM87 179V180H86ZM219 179V180H218ZM17 180V179H16ZM103 180H104V183H103ZM221 180H223V181H221ZM239 180H240V182H239ZM242 180V181H241ZM255 180V181H254ZM17 181H19L20 182V180H17ZM22 181V180H21ZM195 181V182H194ZM208 181H209V183H208ZM211 181V182H210ZM258 183H257V182ZM262 181V182H261ZM22 182H24V181H22ZM40 182V181H39ZM147 183V182H146ZM207 183V185L205 186V184ZM211 183V184H210ZM256 183V184H255ZM255 184V185H254ZM263 184V185H262ZM21 185V184H20ZM179 185H180V188H179ZM182 185V186H181ZM201 185V186H200ZM211 185V186H210ZM252 185V186H251ZM257 185V186H256ZM100 186H102V185H100ZM192 186V187H191ZM205 186V187H204ZM219 186V187H218ZM21 187V186H20ZM183 187V188H182ZM185 187H186V189H185ZM251 187V188H250ZM256 187V188H255ZM26 188V187H25ZM24 188V190H26ZM28 188V187H27ZM179 188V189H178ZM191 188H193V189H190ZM36 189V188H35ZM182 189H184V190H182ZM189 189V190H188ZM246 189V190H245ZM247 189H249V191L247 192ZM180 190V191H179ZM187 190V191H186ZM233 190V191H232ZM243 190H244V192H243ZM183 191V193H181ZM255 191V192H256ZM181 193V194H180ZM244 193V194H243ZM254 193V192H253ZM247 194V195H246ZM177 196L176 198L174 197V196ZM180 196V197H179ZM247 198H246V197ZM174 197V198H173ZM240 197H242V198H240ZM171 198H173V199H171ZM224 200V201H223ZM242 200V201H241ZM264 200V199H263ZM241 201V202H240ZM247 201V200H246ZM218 203V204H217ZM244 203H245V201H244ZM261 206L259 207V208H257V210H254V211H252L250 214H248L246 217H248V216H250V215H253L254 214V216H256V214L258 213L259 214V211L260 210H262L263 212H264V201H261ZM177 204V205H176ZM241 204V205H240ZM206 206V207H205ZM175 207V208H174ZM203 208V209H202ZM262 208V209H261ZM260 209V210H259ZM238 212H237V211ZM235 211H236V213H235ZM191 212V213H190ZM215 212H216V214H215ZM218 212V213H217ZM254 212H256V213H254ZM261 212V211H260ZM224 213V214H223ZM158 214V215H157ZM156 214V216L155 217H152V219H156V218H158V217H160V216H164V215H166V213L165 212H160V213H157ZM184 214V215H183ZM192 214V215H191ZM194 215V216H193ZM221 215V216H222ZM216 216V217H217ZM251 217V216H250ZM181 218V219H180ZM252 218V217H251ZM262 221L260 220V222L259 223H261L260 225H259V223H258V225H254V227L256 228L257 226V230L255 231V229H252V230H254V231H252V230H250V232L248 231V234H246L245 236H247L248 235V238H245V236L244 235H240L241 233H239L240 231L239 230H237L238 228L240 229L241 227H239L238 225L240 224V225H244L245 223H247L246 221L243 223L242 221H244L246 218H244V219H240L239 220V223L237 222V223H235V224H233V225H231L230 226V231H231V229L234 227V225L237 227V229H236V227L235 228H233V230L234 229H236V231L235 232H237L239 235H236L237 233H234L233 234V238L234 239H231L232 238V236H230V237H228L230 240H228V239H226V241H227V243H224L225 244V246H226V244H227V250L229 251V253L230 254H233L234 253V251H235V254H233L234 256L236 255V256H239V257H236V258H240V260L239 259H237V261H238V264H264V243H262V242H264V216L262 215ZM248 220H249V217L247 218ZM3 220V219H2ZM238 224V225H237ZM152 225H156L158 228H161L160 226H158L157 224H154V223H152ZM170 224H168L167 226H169ZM155 226V228H154V230L155 231H158V229H157V227ZM210 228H208L207 230H205L204 232H202L201 234L203 235V237L206 235V234H208L209 233V235H211V233L210 232H213L215 229H217V228H215V225H210L209 226ZM253 228V227H252ZM219 229V228H218ZM259 229V230H258ZM261 229V230H260ZM213 230V231H212ZM232 232H234V231H232ZM254 234H253V233ZM261 232L263 233V234H261ZM250 233V234H249ZM200 234V237L198 238H196V239H192L191 240V244H190V248L192 249V252H194L195 254H194V256L195 257H197L199 260H200V258L201 257H203V255H207V253H204V252H206L208 249L207 248H209V247H211V245H202V244H195V242L197 241V240H200V238H202L201 235ZM205 234V235H204ZM251 236V238H250V236ZM208 236V235H207ZM207 236H205V237H207ZM240 236H244V238L243 237H240ZM256 236V237H255ZM238 237L239 238H241L240 240L238 239ZM238 239V241H235V240H237ZM257 238V239H256ZM242 239H244V240H242ZM247 241H246V240ZM202 240H203V238H202ZM263 240V241H262ZM240 241V242H239ZM198 242V241H197ZM196 242V243H197ZM235 242H236V244H235ZM231 243H234L233 245L231 244ZM214 244V243H213ZM232 246H231V245ZM241 244L242 245H244V246H241ZM200 245H202V246H205V247H202V246H200ZM215 245V244H214ZM214 245H212V246H214ZM239 245H240V247H239ZM216 246V245H215ZM229 246V247H228ZM234 246V247H233ZM236 246H238V247H236ZM207 247V248H206ZM232 248V250H231V248ZM236 247V248H235ZM260 247V248H259ZM206 248V249H205ZM230 248V249H229ZM240 248V249H239ZM197 250V251H196ZM230 250H231V252H230ZM234 250V251H233ZM197 252V253H196ZM209 252V251H208ZM242 252V253H241ZM238 253V254H237ZM212 254L213 253H211V256H212ZM217 254V253H216ZM244 254V255H243ZM246 254V255H245ZM205 255V256H206ZM210 254L208 253V256H209ZM214 255V254H213ZM218 255V254H217ZM217 255H214L215 257H217ZM233 255H231V258L232 257H234ZM213 256V257H214ZM242 256V257H241ZM247 258L246 260H245V258ZM197 258H195V259H197ZM243 258V259H242ZM233 259V258H232ZM235 259V258H234ZM118 260H120V259H118ZM121 261V260H120ZM115 262L114 264H118V263H120L121 264V262ZM185 263H189L188 261H186ZM237 263V262H236ZM235 263V264H236Z\"/></svg>",
	"mask_w": 264,
	"mask_h": 264
}]
</instances>
